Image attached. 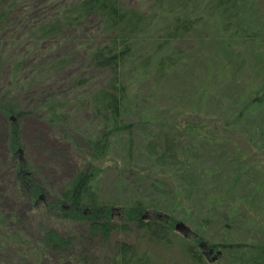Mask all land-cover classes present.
<instances>
[{
    "label": "trees",
    "instance_id": "trees-1",
    "mask_svg": "<svg viewBox=\"0 0 264 264\" xmlns=\"http://www.w3.org/2000/svg\"><path fill=\"white\" fill-rule=\"evenodd\" d=\"M246 18L253 29L244 26ZM200 32L204 36L197 40ZM209 40L218 45L215 50H198ZM187 41L194 45L193 55L202 50L204 60L220 62L216 77L205 76L203 89H197L203 98H184L189 115L197 114L193 123L216 120L210 131L218 138L201 129L193 138L176 134L182 137L177 143L170 140L160 159L173 172L192 166L193 177L208 183L218 172L192 165L190 158L195 144L200 145L196 139L202 138L224 147L219 160L240 165L241 176L246 163L239 134L255 129L246 126L255 112L264 110V66L254 63L260 58L264 65V0H179L174 8L169 0H0V126L5 140L0 152V264H221L226 252L241 250L264 260L262 243L240 240L217 244L223 251L210 260L218 246L198 230L191 236L177 232L179 222L199 224L178 192L173 204L156 207L110 202L98 191L103 169L97 162L110 155L114 136L133 134L134 125L124 118L131 90L144 103L137 109L142 114L161 105L165 111L185 112L186 106H172L180 90L174 95L166 86L191 56L178 48ZM248 52L258 58H249ZM246 78L253 86L244 83L238 100H219L217 93L226 83L242 86ZM210 99L217 105H208ZM202 101L206 106L196 111ZM29 117L43 120L70 142L73 163L52 156L37 161L47 149L42 141L26 143L23 124ZM246 135L243 141L252 148L258 135ZM129 144L132 155L131 138ZM55 170L67 172L58 184ZM254 176L260 181L250 192H225V200L205 198V222L225 203L228 218L257 207L263 200L258 197L264 192V170ZM254 219L263 230L264 217ZM135 235L146 245L134 241Z\"/></svg>",
    "mask_w": 264,
    "mask_h": 264
},
{
    "label": "rangeland",
    "instance_id": "rangeland-1",
    "mask_svg": "<svg viewBox=\"0 0 264 264\" xmlns=\"http://www.w3.org/2000/svg\"><path fill=\"white\" fill-rule=\"evenodd\" d=\"M125 1L134 2L135 0ZM178 1L169 0V7L174 8ZM249 25H251L250 27L253 29V23L249 18H246L244 26L249 27ZM202 35L204 36V33L200 32L197 40H200ZM203 41L205 40H202V42ZM217 46L218 45H215L211 40L204 44L197 45L198 50H215ZM193 47V43L188 41L178 45V48H181L180 50L188 55L190 53L191 56H189L187 63L176 69L171 76L169 86H166V90H169V92L174 95L176 91L180 90L181 95L178 96V101H176L174 105L168 103L164 105H172L175 108L178 107V110H182L186 106L184 109L185 112L179 111L180 113H178L175 110L165 111L164 108H162L163 105H161L159 110L155 108L152 113L146 112L142 114L140 110L137 109L139 106H143L144 103L136 94L137 91L131 90L132 95L129 99V103L126 104L127 112H125L124 118L126 122L134 125L133 134L130 136L132 141H134L133 153L130 155L129 152V135L121 134L114 136L112 138L110 155L102 161L97 162V166L103 169L102 174L97 180V187L100 194L107 201L124 202L127 204L140 202L145 206L149 205L156 207L162 204L167 206L173 204L176 200L173 195L178 192L177 195L180 197L179 199H183L182 201L190 206L189 210L193 211L192 218L197 220L199 224L184 222L182 223L184 227L178 229L177 232L180 233L181 236H191L198 230L213 242L211 243L212 245L218 246L215 252L209 256L210 260H212L213 257L216 260L218 258L217 255H215L216 252H218V250L223 251V248H220L217 244H223L225 240H240L249 243L254 242V245L258 243L264 245V229L259 230L261 228L255 224L256 219L252 220L254 216L259 218L264 217V192L263 194L261 192L258 197L259 201L260 199L263 200L257 207L253 205L251 209L244 208V211L237 213V215L232 218H228V205L225 203L222 207H219L210 214L208 222H205V219H207L206 215L209 214V207L203 202L205 198H210L212 196H217V198L225 200L227 195L233 192V190L238 194H245L246 192L252 191L256 185L255 183L260 181L258 178H255L254 175L256 170H264V110H261L260 113L255 112L250 118L251 124L248 123L246 126L249 128V125H254L258 129L250 128L241 133L239 132L242 139L238 142L241 150L244 152L242 153L243 157H241V159L246 163L245 166L241 164L242 168L244 167L241 176H237V173L240 171V165H232L228 161L222 162L219 160V156L224 152V147L210 145L203 141L202 138L196 139V141H199L200 145L195 144L197 148L192 150L193 157H190L191 163L199 167L213 169V172L218 173L212 179L207 180L208 183H204L203 180L193 177L194 171H191L192 166L187 169H180L178 172L171 171L172 167L164 162L162 163L160 158L162 151L165 150L170 140L177 143L182 137H178L176 134H187L188 137L193 138L192 136L198 133L197 130L200 129L204 134H211L212 137L216 134L210 131L213 129V124L216 120L207 121L200 118L201 120L193 123V119L195 118L192 116L197 114L189 115V104L184 98L185 95L189 94L198 97V99L203 98L202 95L197 93V89H203V80L205 76L210 74L209 76L216 77V71L221 67L220 62L217 60L210 64V62H207V60H204L201 55H199L202 50L193 55L192 53H195L193 52V50H195L192 49ZM248 53L247 56L249 58H258L257 56H253L250 52ZM258 59H255L254 63L263 69L264 65H262ZM263 74L262 72V75ZM247 79L248 78L244 81ZM242 83V86L239 82L226 83L217 93V97H220L219 100L225 97L226 99L233 97L234 100H238L239 95L244 93L242 88L244 83H246L247 87L250 89L251 85L253 86V80ZM226 99L225 102L228 101ZM208 102V105H217L218 103L215 99H210ZM200 104L201 105L196 111L202 110L203 107L206 106H203V101L200 102ZM219 119H222V115ZM187 123L193 124L185 128ZM0 125H2L1 117ZM23 126L27 144L40 141L45 144L47 150L37 155V161L42 162L43 159H48L49 156H52L55 160L60 159L62 163H73V150L70 142L65 139H60L62 137L55 135L56 133H54L50 126L43 120L37 117H29L24 121ZM184 128H189L190 130H184ZM2 129L3 127L0 126V152L5 143ZM226 130V128H222L220 132L229 133L231 137H234ZM249 131L252 133L255 132L258 135V140L252 143L255 144L252 148L249 147L246 141H243L244 135L247 136L246 134H248ZM34 150L36 151L35 148ZM187 151L188 150L182 152L187 153ZM226 154L230 156L232 154L231 150L227 149ZM229 159L231 158L229 157ZM52 169L53 168H51V170ZM66 173L67 172L63 173L59 170H55V182L58 184L60 180L64 179ZM191 176L193 178H191ZM236 183L240 184L237 185ZM188 190L191 192L190 196L188 195ZM6 206L7 208L10 207V205L7 204ZM247 214L251 215L250 220L247 218ZM197 225L198 227L196 229ZM133 239L142 246L146 245V243L136 235L133 236ZM225 256L226 257H222L223 259L220 258L221 264H255V262L257 264H264L262 257L257 259L256 257L258 256L253 252L249 253L241 250L235 255L232 251L231 253L226 252ZM179 260L184 263L182 257L179 258ZM214 263L219 264L218 260Z\"/></svg>",
    "mask_w": 264,
    "mask_h": 264
},
{
    "label": "water",
    "instance_id": "water-1",
    "mask_svg": "<svg viewBox=\"0 0 264 264\" xmlns=\"http://www.w3.org/2000/svg\"><path fill=\"white\" fill-rule=\"evenodd\" d=\"M183 227H184V225L182 223L177 224V229H181Z\"/></svg>",
    "mask_w": 264,
    "mask_h": 264
}]
</instances>
